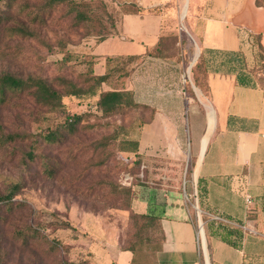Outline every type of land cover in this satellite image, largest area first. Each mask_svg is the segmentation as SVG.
Masks as SVG:
<instances>
[{"label":"crops","instance_id":"crops-1","mask_svg":"<svg viewBox=\"0 0 264 264\" xmlns=\"http://www.w3.org/2000/svg\"><path fill=\"white\" fill-rule=\"evenodd\" d=\"M125 3L151 12L124 15L119 33L93 40L90 54L97 75L108 58H138L118 87L151 111L136 152L150 181L132 209L160 218L156 264H264V0ZM164 37L176 41L154 54ZM183 170L193 174L185 192L201 212L207 255L179 179H159ZM96 241L109 255L102 264H131L122 245Z\"/></svg>","mask_w":264,"mask_h":264},{"label":"rangeland","instance_id":"rangeland-1","mask_svg":"<svg viewBox=\"0 0 264 264\" xmlns=\"http://www.w3.org/2000/svg\"><path fill=\"white\" fill-rule=\"evenodd\" d=\"M128 1L134 0H77L91 3L93 16L105 21V30L90 22L76 25L69 16L76 9L68 4L51 14L47 27L39 29L37 38L12 37L3 30L0 74L25 79L40 77L62 94L66 87L60 83L61 78L87 87L90 43L111 32L131 6L125 5ZM3 8L7 10V26L27 20L31 10L19 11L20 2L1 5ZM175 20L182 26V10ZM63 101L65 109L51 111L24 93L0 104L2 130L23 136L0 144V199L16 186L20 189L10 203H0V264H102L101 259L105 257L107 263L109 255L102 253L105 249L97 238L112 239L115 245L133 239L135 226L129 208L132 201L126 191L138 195L140 189H134V184L142 175L134 169L133 155L120 152V137H112L115 133L121 136L123 129L132 130L137 119L148 117L149 111L128 109L107 117L99 109L98 97L82 102L65 96ZM73 116H82V120L69 130ZM55 131L62 136L49 144L44 136ZM32 148L38 157L29 162L25 153ZM159 175L163 181L179 179L180 191L199 223V207L189 201L185 192V184L193 174L183 170ZM147 194L148 190H144L143 195ZM67 222L71 228L66 227ZM206 246L205 238L201 239L202 252L207 255ZM94 251L100 254L99 262Z\"/></svg>","mask_w":264,"mask_h":264},{"label":"trees","instance_id":"trees-1","mask_svg":"<svg viewBox=\"0 0 264 264\" xmlns=\"http://www.w3.org/2000/svg\"><path fill=\"white\" fill-rule=\"evenodd\" d=\"M0 2H2L0 4V34H3V30H5L8 35L12 37H20L28 40L37 38L39 35V29L47 27L51 14L63 4H68L76 9V12H69V16H72L73 19H75L76 25L79 26L90 22L99 25L104 30L107 29L105 21L102 18L93 16V9L89 2L83 3L77 2V0H0ZM18 2L21 3V8L19 9L21 12H25L31 8L27 14L28 19L18 25H4L6 23L4 22V18H6L5 12H7V10H4V8L1 9V5H3V7L6 5L11 6ZM125 5L131 6H128L129 8L127 7L128 10L121 15L118 23L116 22V25L113 26L111 32L107 35H105V33L100 36V39L97 40V42L118 34L119 25L124 15L151 12V10H146L138 6L136 3H127ZM175 41L176 38L174 37L162 38L160 45L155 49L154 54L157 55L159 50L165 47V44L170 42L174 44ZM168 46L171 45L168 44ZM89 57L90 62L88 73L90 84L87 87H80L68 78H61L60 83L66 87V92L64 94L58 91L46 79L40 77H28L25 79L10 73L0 74V104L3 105L13 98L28 93L34 99L36 104L47 107L51 111L66 108L63 101L65 96L78 98L82 102L89 98L98 97L99 109L107 117L120 114L128 109L147 110L149 111V116L137 119L132 130H129L128 132L123 129L121 136H119L118 133H115L112 137L113 140H118L120 137V152L122 155H133L134 161L132 163L134 169L137 174H141L142 161L141 158L136 156L139 146L138 132L143 123L151 117V111L149 108L136 103L131 91L119 90L118 87L121 80L127 79L130 76L133 69L132 64H134L138 58H108L106 73L104 75H97L94 71V56L90 54ZM81 120L82 116H73V118L70 119L69 130H74L75 126ZM2 129L3 127L0 125V144L12 143L23 137L16 133L5 134ZM61 136L62 134H58L56 131L50 132L44 136V140L49 144H53L58 142ZM37 157L38 155L35 152V148H32L25 153L26 161L34 162ZM132 178L134 182L136 177L133 176ZM139 179L141 180H136L134 189L144 185L147 181H150L149 174H146L145 172L143 173L142 178L140 177ZM19 190V186H16L10 194L1 198L0 203L2 206L5 203H10ZM126 193L131 197V201L133 202L137 195L136 192L127 190ZM129 208L133 215L135 231L132 236L133 239L126 241L121 246V249L132 252L133 258L131 264H156V252L161 250L162 241L164 240L160 218L155 215L138 214L132 209V205H130ZM66 227L71 228L72 225L67 222Z\"/></svg>","mask_w":264,"mask_h":264},{"label":"built area","instance_id":"built-area-1","mask_svg":"<svg viewBox=\"0 0 264 264\" xmlns=\"http://www.w3.org/2000/svg\"><path fill=\"white\" fill-rule=\"evenodd\" d=\"M130 177H126V181H129ZM246 201L248 204L252 203L251 197L247 196ZM203 238V225L201 222H199V235H198V245L201 247V239Z\"/></svg>","mask_w":264,"mask_h":264}]
</instances>
